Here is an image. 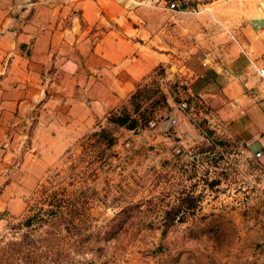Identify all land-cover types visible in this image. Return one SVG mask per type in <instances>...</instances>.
Masks as SVG:
<instances>
[{
  "label": "rangeland",
  "instance_id": "obj_1",
  "mask_svg": "<svg viewBox=\"0 0 264 264\" xmlns=\"http://www.w3.org/2000/svg\"><path fill=\"white\" fill-rule=\"evenodd\" d=\"M0 1V24L62 20L96 39L120 29L121 17L138 29L126 37L141 34L143 46L173 55L127 86L120 105L88 116L90 96L81 121L60 128L73 138L58 153L35 131L43 101L0 128V264H264V147L215 120L201 77L189 69L199 48L220 49L241 6L263 8L264 0ZM84 3L96 23L83 15ZM197 62L212 66L202 56ZM124 114L138 126L110 121ZM170 116L176 125L152 126ZM54 193L76 203L78 214L65 205L64 214L46 215ZM39 211L46 222L23 225Z\"/></svg>",
  "mask_w": 264,
  "mask_h": 264
},
{
  "label": "crops",
  "instance_id": "obj_2",
  "mask_svg": "<svg viewBox=\"0 0 264 264\" xmlns=\"http://www.w3.org/2000/svg\"><path fill=\"white\" fill-rule=\"evenodd\" d=\"M2 6L6 8L1 4L0 10ZM83 9L90 23L98 21L92 4L84 3ZM241 9L243 15L222 38L220 49L208 45L203 52L199 48L197 56H189V69L201 77L200 94L214 107L215 120L247 143L264 147V78L259 74L264 65V25L257 24L264 19V6ZM119 19L123 21L120 29L96 39L80 36L76 24L69 27L62 20L58 24L33 19H17V26L1 23L0 128L17 123L18 117L11 116L17 110L27 119L34 104L43 101L35 131L41 140L43 135L51 142L48 151L58 153L63 148L61 141L73 138L68 131L81 121V105L89 103L90 96L93 101L86 115L101 114L120 105L127 86L135 87L160 61L171 60L172 54L160 53L151 44L143 46L141 34L135 36L136 41L126 37L138 29L131 26L129 31ZM143 47L149 52H142ZM201 56L212 60L209 70L197 62ZM63 126L69 130L61 133Z\"/></svg>",
  "mask_w": 264,
  "mask_h": 264
},
{
  "label": "trees",
  "instance_id": "obj_3",
  "mask_svg": "<svg viewBox=\"0 0 264 264\" xmlns=\"http://www.w3.org/2000/svg\"><path fill=\"white\" fill-rule=\"evenodd\" d=\"M135 98V95L133 96V99ZM111 122L120 125V126H128L130 129H134L138 126V120L135 118H131L130 115L128 114H124V115H118V116H113L110 119ZM100 137L103 138V140L106 141V143L108 144H113L114 143V138L112 135L109 134V132H107L106 130H102L100 133ZM49 204L52 206L51 209H47L45 210V214L48 216H52V215H56L57 213L59 214H64L63 212V208L66 205L67 209L69 210V215H71V217L75 216L78 214V211L80 209V207L72 202H67L61 198H58V196L56 195V193H54L51 196V199L49 201ZM42 212H37L36 214H34V216L29 217L28 219H26V221L24 222V226H31L32 223L34 221H39V222H46V217L44 216L45 214ZM44 216V217H43Z\"/></svg>",
  "mask_w": 264,
  "mask_h": 264
},
{
  "label": "built area",
  "instance_id": "obj_4",
  "mask_svg": "<svg viewBox=\"0 0 264 264\" xmlns=\"http://www.w3.org/2000/svg\"><path fill=\"white\" fill-rule=\"evenodd\" d=\"M175 6H176V4L173 3L172 7H175ZM204 64L206 65V63H204ZM259 74H260L261 77L264 78V65L260 68ZM178 108H180L183 112H186L187 109H189V104H188V102L183 101L182 103L179 104ZM166 120H168V121L167 122L164 121L162 124L161 123L160 124L153 123L152 126H156V125L160 126V125H162V127H164L165 123H167L171 127V126H174V125L177 124V118H175L173 116H170ZM261 155L264 156V151L261 153Z\"/></svg>",
  "mask_w": 264,
  "mask_h": 264
},
{
  "label": "bare ground",
  "instance_id": "obj_5",
  "mask_svg": "<svg viewBox=\"0 0 264 264\" xmlns=\"http://www.w3.org/2000/svg\"><path fill=\"white\" fill-rule=\"evenodd\" d=\"M123 1H125V0H123ZM125 2H126V1H125ZM126 3H127V5H129L130 7H132L134 4H136V1H134V0H129V1H127Z\"/></svg>",
  "mask_w": 264,
  "mask_h": 264
},
{
  "label": "water",
  "instance_id": "obj_6",
  "mask_svg": "<svg viewBox=\"0 0 264 264\" xmlns=\"http://www.w3.org/2000/svg\"><path fill=\"white\" fill-rule=\"evenodd\" d=\"M257 24H259V25H264V19H262V20H258V21H257ZM255 145L260 146L259 144H255Z\"/></svg>",
  "mask_w": 264,
  "mask_h": 264
}]
</instances>
